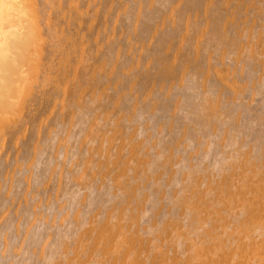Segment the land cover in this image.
Wrapping results in <instances>:
<instances>
[{
    "label": "bare ground",
    "instance_id": "obj_1",
    "mask_svg": "<svg viewBox=\"0 0 264 264\" xmlns=\"http://www.w3.org/2000/svg\"><path fill=\"white\" fill-rule=\"evenodd\" d=\"M0 264H264V0H0Z\"/></svg>",
    "mask_w": 264,
    "mask_h": 264
}]
</instances>
